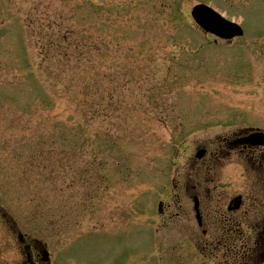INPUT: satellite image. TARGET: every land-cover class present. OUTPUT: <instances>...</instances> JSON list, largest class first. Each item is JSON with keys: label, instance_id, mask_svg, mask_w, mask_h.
Returning a JSON list of instances; mask_svg holds the SVG:
<instances>
[{"label": "rangeland", "instance_id": "obj_1", "mask_svg": "<svg viewBox=\"0 0 264 264\" xmlns=\"http://www.w3.org/2000/svg\"><path fill=\"white\" fill-rule=\"evenodd\" d=\"M241 126L264 129V0H0V264H181L175 187Z\"/></svg>", "mask_w": 264, "mask_h": 264}, {"label": "flooded vegetation", "instance_id": "obj_2", "mask_svg": "<svg viewBox=\"0 0 264 264\" xmlns=\"http://www.w3.org/2000/svg\"><path fill=\"white\" fill-rule=\"evenodd\" d=\"M197 149L192 158L195 184L175 187L184 192L175 217L182 237L192 240L180 245V263L264 264V129L241 126ZM231 162L240 168L239 189L232 194L216 185L222 180L219 169ZM29 254L25 264H39Z\"/></svg>", "mask_w": 264, "mask_h": 264}, {"label": "water", "instance_id": "obj_3", "mask_svg": "<svg viewBox=\"0 0 264 264\" xmlns=\"http://www.w3.org/2000/svg\"><path fill=\"white\" fill-rule=\"evenodd\" d=\"M69 1V0H60ZM192 17L200 28L206 33L215 35L224 40L241 37V28L221 17L218 13L207 6H197L192 11ZM44 261L48 262V253L44 254Z\"/></svg>", "mask_w": 264, "mask_h": 264}]
</instances>
